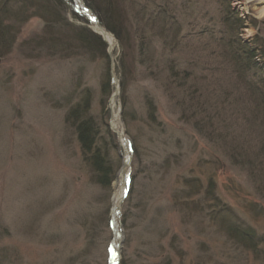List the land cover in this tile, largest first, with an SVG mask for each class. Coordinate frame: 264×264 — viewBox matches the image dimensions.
<instances>
[{
    "label": "rangeland",
    "instance_id": "rangeland-1",
    "mask_svg": "<svg viewBox=\"0 0 264 264\" xmlns=\"http://www.w3.org/2000/svg\"><path fill=\"white\" fill-rule=\"evenodd\" d=\"M37 1L8 0L0 41V264H264V0H122L121 41L83 0L57 16ZM237 38L254 69L235 67Z\"/></svg>",
    "mask_w": 264,
    "mask_h": 264
},
{
    "label": "trees",
    "instance_id": "trees-1",
    "mask_svg": "<svg viewBox=\"0 0 264 264\" xmlns=\"http://www.w3.org/2000/svg\"><path fill=\"white\" fill-rule=\"evenodd\" d=\"M88 6L98 17L100 23L106 28V30L110 31L112 34L115 35V37L118 40H122L120 37V31L123 30V22H124V17L122 15V9L120 8V3L122 0H83ZM8 0L7 1H2L0 0V41H5L10 38H12L11 34L13 31V27H11V21L9 23H5V20H9L10 17L16 16L15 14L20 15L18 9L17 10H12L10 11L8 7ZM45 6V8H48L47 14L48 15H55L57 16L56 11H61L62 9L70 10L72 6V1L71 0H38L36 3V7L39 10L41 6ZM45 12V11H44ZM226 15L231 14V10L227 11ZM12 14V16H11ZM37 14V13H36ZM38 15L44 18V15L38 12ZM227 15V16H228ZM16 20L15 17L12 18V21ZM5 21V22H4ZM236 25L235 27L233 26ZM166 25V24H165ZM163 26L162 28H157L161 38H162V33L167 34L165 30L168 28V26ZM233 26V29L240 28V25L236 21L230 22L229 26ZM13 26V25H12ZM77 30V35L78 38L81 42V44L87 48L88 53L90 54H102L103 57H107L106 55V44L102 41V39L94 34L93 32L89 31L87 28L84 27H78L76 28ZM163 31V32H162ZM170 34V33H169ZM165 35L163 36L161 42L164 45ZM170 40L173 41L172 34H170ZM235 43L239 46V39L237 38V41L234 40ZM142 46V45H141ZM240 52L243 53V61L245 62L241 67L240 66V59L237 57H233L232 61L238 65L239 69H243L245 71H248L250 69H254V65L250 62H252V57L254 54L249 50H245L242 52L241 47ZM248 52V53H247ZM169 70L173 72L172 68L170 67ZM169 71V72H170ZM240 75V73H238ZM249 90V88H247ZM250 91V90H249ZM262 101V99L260 100ZM85 103H88L87 98L84 100ZM263 108H264V103H261ZM85 105V104H84ZM152 105H149L151 107ZM88 106H77L75 105L72 109H70V113L74 117H81L84 116V114L87 112ZM263 110V109H262ZM154 113L152 112L151 118H153ZM83 120V121H82ZM80 120V122L77 124V132L79 134V138L83 144V147L85 148V151H87L89 154V162L93 164V171L95 172L96 175V180L99 181L101 184L107 183L108 179L112 176V170L111 166L109 164V161L106 160L103 155L101 154L100 151V146L97 145L95 148L94 146V137L96 134V128L93 123V121L90 120V118L87 116V118H84ZM104 158V159H103ZM130 185L131 183V178H130ZM131 188V186H130ZM131 190V189H130ZM128 194H130V191L127 192L126 198H128ZM125 214V211H124ZM122 214V215H124ZM126 215L122 216V222L125 220ZM229 232L232 233L233 236H236L237 239H239L245 246H255V243L257 242L254 235L252 234V231L248 229L247 227L244 226H237L233 225L231 227H228L227 229ZM128 264V261L124 260L123 262H119V264Z\"/></svg>",
    "mask_w": 264,
    "mask_h": 264
},
{
    "label": "bare ground",
    "instance_id": "bare-ground-1",
    "mask_svg": "<svg viewBox=\"0 0 264 264\" xmlns=\"http://www.w3.org/2000/svg\"><path fill=\"white\" fill-rule=\"evenodd\" d=\"M75 1H77L78 3H80L79 2L80 0H75ZM260 14L261 15H264V7L260 10ZM98 29H99L98 31L102 34V36L104 37V39L107 41L108 45L111 46V44H112V37L110 36V34L107 33V31L103 27H101V26H98ZM126 162H127V159L125 158L124 159V165H126ZM113 203H114V207H115V205L118 202L115 199V200H113Z\"/></svg>",
    "mask_w": 264,
    "mask_h": 264
},
{
    "label": "water",
    "instance_id": "water-1",
    "mask_svg": "<svg viewBox=\"0 0 264 264\" xmlns=\"http://www.w3.org/2000/svg\"><path fill=\"white\" fill-rule=\"evenodd\" d=\"M80 2V4H81V7L84 9V10H86V7L83 5V3L81 2V1H79ZM102 35V34H101ZM103 39H104V37H103ZM105 40V39H104Z\"/></svg>",
    "mask_w": 264,
    "mask_h": 264
}]
</instances>
